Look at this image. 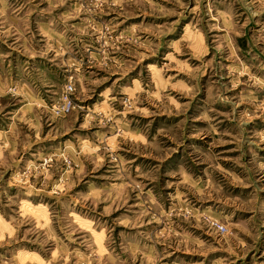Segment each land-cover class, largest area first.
Masks as SVG:
<instances>
[{
  "label": "rangeland",
  "instance_id": "1",
  "mask_svg": "<svg viewBox=\"0 0 264 264\" xmlns=\"http://www.w3.org/2000/svg\"><path fill=\"white\" fill-rule=\"evenodd\" d=\"M0 264H264V0H0Z\"/></svg>",
  "mask_w": 264,
  "mask_h": 264
}]
</instances>
